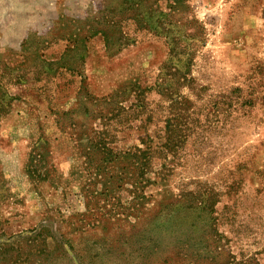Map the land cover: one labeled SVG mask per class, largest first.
I'll return each instance as SVG.
<instances>
[{
    "label": "rangeland",
    "instance_id": "obj_1",
    "mask_svg": "<svg viewBox=\"0 0 264 264\" xmlns=\"http://www.w3.org/2000/svg\"><path fill=\"white\" fill-rule=\"evenodd\" d=\"M0 264H264V0H0Z\"/></svg>",
    "mask_w": 264,
    "mask_h": 264
}]
</instances>
